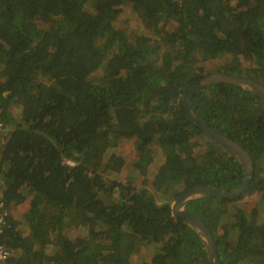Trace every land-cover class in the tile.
<instances>
[{
  "label": "trees",
  "instance_id": "1",
  "mask_svg": "<svg viewBox=\"0 0 264 264\" xmlns=\"http://www.w3.org/2000/svg\"><path fill=\"white\" fill-rule=\"evenodd\" d=\"M126 1L146 27L162 29L166 50L116 27ZM263 21L264 0H0V121L9 130L0 144V242L12 250L3 264H209L171 202L198 184L233 189L243 166L189 118L181 95L206 74L198 54L232 55L218 72L264 84ZM191 105L249 151L255 171L240 196L187 208L213 231L221 264H264V219L237 204L255 192L264 199V98L215 82ZM132 137L140 185L115 178L125 159L109 152ZM155 145L164 160L148 175ZM69 227L87 231L71 237ZM143 246L154 247L151 258L133 262Z\"/></svg>",
  "mask_w": 264,
  "mask_h": 264
},
{
  "label": "water",
  "instance_id": "2",
  "mask_svg": "<svg viewBox=\"0 0 264 264\" xmlns=\"http://www.w3.org/2000/svg\"><path fill=\"white\" fill-rule=\"evenodd\" d=\"M215 82H225L238 85L264 98V84L262 82L246 75L227 72L207 73L194 82L187 92L181 95V100L185 105L189 118L200 129L209 133L216 142L223 145L229 152L235 155L243 166L242 181L235 188L221 190L212 185L198 184L185 189L172 205L173 214L176 216H185L190 225L197 231L201 239L204 241L208 253L209 264H221L215 235L205 219L197 212L188 209L187 204L196 199L212 195H218L221 198L238 197L247 190L255 171V163L249 151L237 140L212 127L194 111L191 105V99L196 92L200 91L206 85Z\"/></svg>",
  "mask_w": 264,
  "mask_h": 264
},
{
  "label": "rangeland",
  "instance_id": "3",
  "mask_svg": "<svg viewBox=\"0 0 264 264\" xmlns=\"http://www.w3.org/2000/svg\"><path fill=\"white\" fill-rule=\"evenodd\" d=\"M181 1L182 0H176L177 5H179ZM92 7L93 6L91 5L90 8H92ZM118 9H119L118 13L114 17V23H115L116 27L126 30L129 34H133L132 36L134 38L138 37V36H142V35L147 36L150 39V41L152 42V44L160 47V51H164L167 49L168 42L165 41L164 35L162 33V29L160 30L157 28L146 27L143 24V22L141 21V19L137 16V13L134 11L131 2L126 1V2L122 3L118 7ZM173 23L174 22L172 21V23L168 24L167 28L172 29ZM263 27H264V21H263ZM233 59H234V57L232 55H223V56H220V57L215 58V59H210L207 56H205L204 54H198L194 60L195 61L194 64L196 66H203L204 67L203 69H204L205 73L207 74L208 72L209 73L210 72H218L217 69L220 66H222L226 62L227 63L231 62ZM241 61H242V64L245 68L256 67V63L252 60H246L244 58H241ZM100 72H102V70L99 71V73ZM219 72H221V71H219ZM244 75H245V73H244ZM90 76H92V75H90ZM18 111H19V109H18ZM8 134H9L8 129L3 131V132H0L1 143L3 142V140L6 139ZM202 140L206 141V140H208V138L206 136H203ZM138 142H139V140L136 137L124 138V139H121L119 141V143L115 146V148H112L109 151V152L116 151L118 154H120L125 159L124 167L122 168V171L119 173V175L118 176L116 175L117 176V177H115L116 179L123 181V182H126V180H127L126 178H128V176H132L134 181L138 182L137 183L138 185H140L141 181L144 179V176L141 175L142 173H140L138 170L134 169V166H135L134 163L137 160V157L139 155V152L137 150ZM155 153H156V160L154 162L153 167L152 166L150 167L148 175H151V172L154 170V168L156 169L164 160V156L162 154L161 149L156 145H155ZM67 163L71 164V165L76 164L75 161H73L72 159H69V161H67ZM263 166H264V163H263ZM106 175H108V174H106ZM148 183H151V181H149ZM155 198H157V200L160 202L163 201L159 195L155 196ZM176 199L172 200V202H171L172 205ZM237 204H239V206L242 207L247 213H250L251 210L253 209V207H255V206L258 207L259 220L264 219V199L262 198L261 192H255L252 194H248V195L244 196L243 198L239 199L237 201ZM26 207H27V204L24 203L22 205L16 206L13 209V212L17 218H20V219L22 218V212L26 209ZM24 226L25 225L22 222V228H26ZM86 231H87V228H84V227H79V228L69 227L66 229V233H68L71 237L83 235L86 233ZM153 252H154L153 246H143V247H141V250L138 253L133 255L132 260L135 263L136 262L140 263L141 261L150 259ZM0 264H2L1 261H0Z\"/></svg>",
  "mask_w": 264,
  "mask_h": 264
},
{
  "label": "built area",
  "instance_id": "4",
  "mask_svg": "<svg viewBox=\"0 0 264 264\" xmlns=\"http://www.w3.org/2000/svg\"><path fill=\"white\" fill-rule=\"evenodd\" d=\"M0 129H4V125L1 121H0ZM3 206H4V203L0 199V232H2L4 229L6 215H7L6 211H2ZM11 255H12V250L8 248L5 244L0 242V261L2 262V264L7 259H9Z\"/></svg>",
  "mask_w": 264,
  "mask_h": 264
},
{
  "label": "crops",
  "instance_id": "5",
  "mask_svg": "<svg viewBox=\"0 0 264 264\" xmlns=\"http://www.w3.org/2000/svg\"><path fill=\"white\" fill-rule=\"evenodd\" d=\"M6 129H0V132H3V131H5ZM7 138V137H6ZM6 140V139H5ZM5 140H3V142H2V144L4 143V141ZM0 144H1V139H0ZM1 190H2V183H1V180H0V192H1Z\"/></svg>",
  "mask_w": 264,
  "mask_h": 264
}]
</instances>
